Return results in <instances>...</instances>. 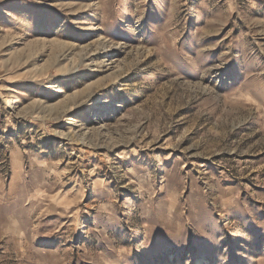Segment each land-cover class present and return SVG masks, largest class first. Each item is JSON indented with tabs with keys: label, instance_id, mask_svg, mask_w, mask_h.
Listing matches in <instances>:
<instances>
[{
	"label": "rangeland",
	"instance_id": "374dc122",
	"mask_svg": "<svg viewBox=\"0 0 264 264\" xmlns=\"http://www.w3.org/2000/svg\"><path fill=\"white\" fill-rule=\"evenodd\" d=\"M0 264H264V0H0Z\"/></svg>",
	"mask_w": 264,
	"mask_h": 264
}]
</instances>
